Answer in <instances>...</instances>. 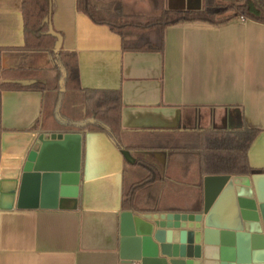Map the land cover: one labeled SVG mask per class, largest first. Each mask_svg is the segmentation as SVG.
Masks as SVG:
<instances>
[{"label": "crops", "instance_id": "obj_1", "mask_svg": "<svg viewBox=\"0 0 264 264\" xmlns=\"http://www.w3.org/2000/svg\"><path fill=\"white\" fill-rule=\"evenodd\" d=\"M21 6L22 0H0V185L18 177L39 132H63L41 127L44 108L60 91V69L48 51L24 48ZM164 6L198 9L203 0H164ZM49 11L61 47L76 53L80 87L121 91L123 145L154 130L254 126L260 131L248 159L264 168L263 23L241 17L178 22L165 27L162 52H138L122 50L120 35L78 11L76 0H50ZM13 79L46 88L26 87L34 82L9 87ZM72 97L79 93H68ZM74 107L61 103L57 121L84 111ZM80 132L77 207H0V264H126L119 257L121 188L141 170L106 132ZM128 152L134 158L148 153ZM153 155L161 160L159 152Z\"/></svg>", "mask_w": 264, "mask_h": 264}, {"label": "trees", "instance_id": "obj_2", "mask_svg": "<svg viewBox=\"0 0 264 264\" xmlns=\"http://www.w3.org/2000/svg\"><path fill=\"white\" fill-rule=\"evenodd\" d=\"M115 1L113 8H103L98 1L76 0V8L94 23L104 24L119 34L124 51L162 52L165 27L178 22L221 24L241 17L264 24V0H203V6L198 9L166 8L164 0H149L152 9L157 11L149 17L125 13L121 0ZM49 3L50 0H22L24 48L48 51L61 63L66 71V90L79 93L76 101L82 104L84 111L70 119L67 117L64 122L57 121L56 111L62 112L58 91L54 102L44 108L41 127L52 130L57 125L63 132L103 131L121 149L148 152V156L136 155L132 163L142 170L141 174L133 181L122 183L121 211L197 212L202 207L205 175L264 170L252 167L248 159L249 148L260 131L254 126L154 130L140 141L123 145L121 91L80 87L76 53L61 47L56 55L53 51L56 38L45 33L48 26L42 24V20L48 14ZM59 76L60 71L57 79ZM56 86L58 90V82ZM9 87L23 86L12 83ZM26 87L43 90L46 83L36 81ZM159 151L164 153L163 163L152 158L153 153ZM156 187L157 193H154Z\"/></svg>", "mask_w": 264, "mask_h": 264}, {"label": "water", "instance_id": "obj_3", "mask_svg": "<svg viewBox=\"0 0 264 264\" xmlns=\"http://www.w3.org/2000/svg\"><path fill=\"white\" fill-rule=\"evenodd\" d=\"M46 34L62 35L43 18ZM59 97L66 90V71L57 61ZM28 85L29 79L9 80ZM58 108V105H57ZM36 148L25 154L17 178L2 180L0 207H77L81 186L80 131L39 132ZM124 156L133 163L127 149ZM119 257L135 264H264V170L249 174H207L202 207L197 212L119 213Z\"/></svg>", "mask_w": 264, "mask_h": 264}, {"label": "rangeland", "instance_id": "obj_4", "mask_svg": "<svg viewBox=\"0 0 264 264\" xmlns=\"http://www.w3.org/2000/svg\"><path fill=\"white\" fill-rule=\"evenodd\" d=\"M94 1H98V4H100V6H102L103 8L106 7V8H113V6L115 5V0H94ZM219 2H228V0H217ZM121 3H122V6H123V10L125 13H139L141 14L143 17H149L151 15H154L157 11L153 10L152 7L150 6V2L148 0V5H149V8L151 9H148L146 7V3H144V0H135V2H131L129 0H125V2L123 3V0H121ZM104 13V11H103ZM54 79V78H53ZM51 79V80H53ZM73 91H68L66 93V95L64 96V99H63V104L64 106L66 105L67 102H69V104H74V106H78V110L79 108L82 107V104L80 102H77L76 101V97H72L70 98V100H68L67 96H68V93H72ZM74 107V108H75ZM67 109V108H66ZM79 112V111H78ZM82 113V112H80ZM62 118V117H61ZM145 154V153H143ZM159 154L161 155L160 159H157L154 157V155H152V158L156 159L159 163H163V160H164V153L160 152L159 151ZM145 156H148V154H145ZM151 156V155H149ZM141 170V169H140ZM142 171V170H141ZM157 190V187L154 191V193L156 192ZM157 193V192H156Z\"/></svg>", "mask_w": 264, "mask_h": 264}, {"label": "built area", "instance_id": "obj_5", "mask_svg": "<svg viewBox=\"0 0 264 264\" xmlns=\"http://www.w3.org/2000/svg\"><path fill=\"white\" fill-rule=\"evenodd\" d=\"M243 19V18H242ZM130 264H133V263H130ZM135 264V263H134Z\"/></svg>", "mask_w": 264, "mask_h": 264}]
</instances>
